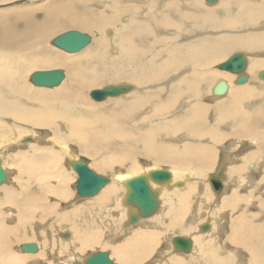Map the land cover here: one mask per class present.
Segmentation results:
<instances>
[{
  "label": "bare ground",
  "instance_id": "obj_1",
  "mask_svg": "<svg viewBox=\"0 0 264 264\" xmlns=\"http://www.w3.org/2000/svg\"><path fill=\"white\" fill-rule=\"evenodd\" d=\"M205 1L0 8V264H84L93 247L114 264H264V0ZM68 30L90 36L70 55L51 44ZM234 53L244 55L243 71L219 70ZM56 68L64 71L59 85L30 81ZM98 83L129 89L98 102L90 97ZM14 123L23 124L4 141L1 127ZM137 150L148 160L130 166ZM79 153L109 179L91 197L69 187ZM161 166L170 179L148 180L158 210L128 224L137 210L125 203V181ZM219 168L216 193L208 179ZM174 236L190 239L188 252L173 250ZM22 243L36 252H22ZM215 245L228 256L209 254ZM233 253L240 256L231 262Z\"/></svg>",
  "mask_w": 264,
  "mask_h": 264
},
{
  "label": "water",
  "instance_id": "obj_2",
  "mask_svg": "<svg viewBox=\"0 0 264 264\" xmlns=\"http://www.w3.org/2000/svg\"><path fill=\"white\" fill-rule=\"evenodd\" d=\"M207 3H211L215 0H206ZM90 42V36L86 33L77 30L65 31L54 39L51 44L56 48L67 52L76 53L82 50ZM246 67V59L242 53H234L226 61L217 66L219 70H226L229 72H242ZM264 78V73L260 75ZM64 79V71L60 68L39 70L34 72L30 81L35 86L40 87H55L59 85ZM245 81L244 77L238 78V82ZM220 84V83H219ZM223 85H219L215 88V93L221 94L224 89ZM129 89L128 85L112 86L107 85L103 89L92 90L90 97L94 101H102L107 96H115L120 93H124ZM29 141L30 138H25V141ZM69 165L71 169L76 173L77 180L75 182V190L79 197H91L97 194L104 185L109 183L107 177L101 176L91 170L86 160L79 159L70 161ZM6 171L2 168L0 163V185L6 181ZM170 179V172L165 168L154 169L150 173L142 174L137 177H133L125 181L124 185L128 189V193L125 197V203L132 205L136 208L137 212L129 216L128 224H134L139 218H148L152 216L159 207L158 190H151L148 180L153 183L163 185ZM223 169L219 168L217 172L209 177V183L212 189L218 193L222 190ZM180 183H177L179 185ZM209 225L207 222L199 226L200 231H207ZM63 237H67V234H63ZM173 250L176 252H188L191 247V241L188 238L174 236L171 240ZM22 252L35 253L37 246L34 243H22L20 247ZM74 264H80L75 262ZM84 264H114L109 258V255L105 251H98L91 254L85 259Z\"/></svg>",
  "mask_w": 264,
  "mask_h": 264
},
{
  "label": "rangeland",
  "instance_id": "obj_3",
  "mask_svg": "<svg viewBox=\"0 0 264 264\" xmlns=\"http://www.w3.org/2000/svg\"><path fill=\"white\" fill-rule=\"evenodd\" d=\"M23 0H14V1H10V2H5V3H0V8L1 7H7V6H10L11 4H14V3H17V2H22ZM14 2V3H13ZM205 2H207V1H205ZM3 4V5H2ZM8 4V5H7ZM206 4H209V3H206ZM81 32V31H80ZM83 33H86V32H83ZM87 34V33H86ZM52 47H53V45H52ZM55 47V46H54ZM56 48V47H55ZM57 50H58V48H56ZM60 50V49H59ZM61 51V50H60ZM61 52H63V53H65V54H69L70 55V53H67V52H64V51H61ZM228 58V57H227ZM226 58V59H227ZM261 74V73H260ZM108 79H104V82L105 81H107ZM107 83H98V84H94L95 86H98V87H96V88H93L92 90H96V89H102V88H104L105 86H107V85H112V86H118V85H120L119 83H117V84H113V83H110V84H107ZM105 85V86H104ZM48 88H50V87H48ZM87 91V90H86ZM90 93H91V91H90ZM108 103H110V102H108ZM23 123H14L12 126H10V127H8V128H6V127H1V133L4 135V141H8V140H10V139H12V136L10 135L11 134V128H13V127H16V126H19V125H22ZM39 132H42V131H45V132H47L48 130H38ZM25 134H28V131H25L24 132ZM18 138H19V136H18ZM13 140H16L15 138H13ZM76 158H79V159H84V160H86L87 162H88V164H90L91 162H92V160H91V158L90 157H88V156H86V155H83V154H80L79 153V156H77ZM223 158H221V156H219L217 159H216V165H218L219 163L221 164L222 163V160ZM146 160H148V158H146L145 157V155H144V153L143 152H141L140 150H137V151H135V153H133L132 154V156H131V161L129 162V165L130 166H134V165H138V164H142L143 162L145 163L146 162ZM224 162V161H223ZM6 167V166H5ZM162 168H164V166H161ZM6 169H8L7 167H6ZM116 170H119V171H123L122 169H121V167H120V165H117V167L115 168ZM158 169H160V167L158 168ZM215 169H216V166H214L210 171L211 172H209V173H213L214 171H215ZM94 172H96V170H93ZM8 172H10V169H8ZM12 172V171H11ZM74 173V172H73ZM97 174H101V176H106V174H103V173H98V172H96ZM10 174H12V173H9L8 175H10ZM75 174V173H74ZM210 174V175H211ZM11 177V176H10ZM9 179V178H8ZM77 180V179H76ZM76 180H74V181H70L69 182V187H70V189H72V191L74 192V189H73V187H74V183L76 182ZM12 181V180H11ZM72 183V184H71ZM73 185V186H72ZM76 192V191H75ZM77 193V192H76ZM74 195V194H73ZM89 200H91V199H89ZM263 218H264V216H263ZM170 232H168V234H169ZM168 234L166 235V236H168ZM187 234L188 233H186L184 236L183 235H179V236H183V237H186L187 236ZM166 236L165 237H163V238H166ZM37 240V241H36ZM39 241H40V239H39ZM32 242V241H31ZM33 242H38V239L36 238V239H33ZM96 247H93V248H91V249H89V250H87L88 252H96V251H99V250H101V249H98V248H96ZM95 249V250H94ZM98 249V250H97ZM104 251H107L106 249H103ZM109 252V251H108ZM169 254V253H168ZM171 254V253H170ZM206 254H208V253H206ZM209 254H214L216 257H222V258H225V256H228V254H227V249H225V248H223V247H220L219 248V245H215V247L214 248H212L210 251H209ZM218 255V256H217ZM238 256H240V253H233V255H232V258H231V262H234V260L236 261L237 260V258H238ZM207 261H209V259H207Z\"/></svg>",
  "mask_w": 264,
  "mask_h": 264
}]
</instances>
